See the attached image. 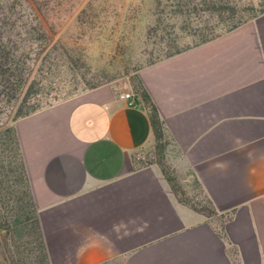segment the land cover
<instances>
[{
  "label": "crops",
  "instance_id": "0c3cea01",
  "mask_svg": "<svg viewBox=\"0 0 264 264\" xmlns=\"http://www.w3.org/2000/svg\"><path fill=\"white\" fill-rule=\"evenodd\" d=\"M199 40L16 120L52 264H264V14ZM160 135L215 215L142 159Z\"/></svg>",
  "mask_w": 264,
  "mask_h": 264
},
{
  "label": "rangeland",
  "instance_id": "374dc122",
  "mask_svg": "<svg viewBox=\"0 0 264 264\" xmlns=\"http://www.w3.org/2000/svg\"><path fill=\"white\" fill-rule=\"evenodd\" d=\"M155 4V0H0V32L5 31L0 37L21 45L15 52L30 76L18 98L0 87V130L15 124L22 110L76 96L94 81L131 84L139 68L160 55L161 43L151 30ZM36 9L47 13L55 26L49 44L27 31L31 22H38ZM183 35L182 44L198 38L188 31ZM158 157L156 146L142 154L146 162ZM170 164L181 195L201 196L196 179Z\"/></svg>",
  "mask_w": 264,
  "mask_h": 264
},
{
  "label": "trees",
  "instance_id": "16d2710c",
  "mask_svg": "<svg viewBox=\"0 0 264 264\" xmlns=\"http://www.w3.org/2000/svg\"><path fill=\"white\" fill-rule=\"evenodd\" d=\"M155 1L156 19L151 30L162 48L160 55L147 64L179 52L186 45L190 46L191 44L181 43L186 31L198 36L199 43L264 14V0H258V4L252 0L245 6L242 4L243 0ZM35 11L38 14L36 17L38 25L35 21L31 22L27 31L33 38L40 41L45 39L49 44L55 26L50 25V17L42 9ZM11 35L9 40L13 39ZM0 36L4 37L5 31L4 34L0 32ZM9 42L0 37V87L4 86L3 92L10 94V97L18 98L30 76L26 74V68L20 64L21 57L15 52L21 45L16 40L11 41L17 43L14 45ZM92 83L90 87L103 84L105 81ZM144 95L150 102L146 90ZM150 105L154 125L158 132H163L158 110L153 102ZM42 107L44 106L39 104L24 109L19 115L21 117L30 114ZM156 149L159 156L156 161L161 164L180 200L208 215H215L218 211L208 196L203 195L204 189L199 182L201 196L194 195L188 198L181 195L175 169L172 170V165L166 159L167 140L164 135L159 136ZM0 264H52L15 124L0 130Z\"/></svg>",
  "mask_w": 264,
  "mask_h": 264
},
{
  "label": "built area",
  "instance_id": "2783aa9c",
  "mask_svg": "<svg viewBox=\"0 0 264 264\" xmlns=\"http://www.w3.org/2000/svg\"><path fill=\"white\" fill-rule=\"evenodd\" d=\"M121 95L122 97L129 99V103L131 105H137V99L135 98V94L132 90H124Z\"/></svg>",
  "mask_w": 264,
  "mask_h": 264
}]
</instances>
